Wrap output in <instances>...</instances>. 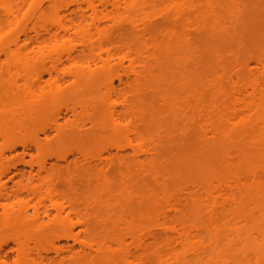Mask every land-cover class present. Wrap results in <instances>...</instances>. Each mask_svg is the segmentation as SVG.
Instances as JSON below:
<instances>
[{
    "label": "bare ground",
    "instance_id": "6f19581e",
    "mask_svg": "<svg viewBox=\"0 0 264 264\" xmlns=\"http://www.w3.org/2000/svg\"><path fill=\"white\" fill-rule=\"evenodd\" d=\"M162 1L173 3L174 10L171 13L174 18H184L186 24L192 22L195 29L199 28L197 26L201 23L195 24L192 20L189 21V16L197 13V9H194L189 0ZM151 4L153 0H0V68L4 75L13 76L22 72L26 78L22 84L14 78L1 79L0 85L5 94L12 102L25 100L29 106L41 103L50 96L59 95L63 92L62 84H59L61 81L56 82L55 86L46 92L43 89V74L40 69L45 68L52 77L65 64L75 67L68 76L72 77L74 82L71 90L80 92L82 83L88 77H96L99 73L110 70L112 66L108 63L110 61L103 62L101 56H98V61L94 60V56L87 58L93 55L95 50L102 52V49H105L96 37L103 39L109 36L114 27H118L122 22L130 24L135 31L141 29L138 33H144L142 27L140 28L144 23L138 24L142 20L136 19L135 14L143 13ZM195 19L199 23V20ZM187 26L186 33L194 29V27L190 28L192 25ZM216 26L217 30L223 31V25ZM186 33L184 36L187 35ZM140 37L144 40L142 44L145 48L140 49L141 51L150 52V49L154 48L168 50L178 47L176 43L171 46L158 40L149 45L145 42L147 41L145 34H141ZM170 37L177 39L173 33ZM182 38L184 40L186 36ZM2 55L9 62L5 67L1 62ZM92 60L96 64L101 60L102 69L91 70L88 63ZM85 63H87L86 71L82 69ZM92 65L95 66L94 63ZM117 65L118 68L122 67L123 62L118 61L113 64L116 67ZM244 67L248 70L247 74L237 73L230 77H252L249 83L240 85L241 81L233 83L230 79L231 84L227 88L212 83L207 90L210 102L199 103L200 134L204 139L219 135L227 139L241 137L247 144L254 146L264 138V56L246 61ZM141 76L144 77L141 72L136 75L138 78ZM119 81L122 83V78H119ZM106 88L115 92L114 81L108 80ZM155 93L159 98L163 97V92ZM185 94L197 97L200 93L187 89ZM131 107L128 97L124 94L115 98L109 97L97 106L88 102L81 103L80 112L75 106H68L66 110L73 116L74 121L68 120L65 124H60L61 112L58 111L54 123L55 131L59 134L65 128L72 126L76 131L83 132L86 124L77 123L76 117L90 115V110L99 108L102 116L110 121L115 133L129 140L128 135L133 132L131 127L133 129L134 121L128 122L129 128H125L123 123L126 118L121 115L120 110L126 113ZM1 117L0 113V120ZM97 121L95 116L91 117L90 124L93 128L97 126ZM51 129L52 127H43L34 134L33 140L18 143L11 142L6 132L1 136L4 147L0 152V214L13 224L26 228L32 233L34 240L25 235L15 240L19 257L26 260L34 255V258L25 261V264H134L136 257L152 250L159 229L165 240L164 245L153 252L158 264H264V202L252 208L247 207L249 216L256 221L255 226L244 231L241 230V225L245 220L229 212L234 205H237L240 193L251 195L262 187L264 174L260 170L255 169L246 174L235 173L230 180L208 181L196 187L184 185L173 195L166 183V175L159 174L156 167L155 170L153 169L154 164L158 163L155 146L158 142L156 138L159 139L160 134L157 133L158 137L155 138L148 137L142 131H135L132 154L118 156L126 170L120 171V186L125 190L120 196L129 199L134 197L136 200L144 197L156 198L161 200L166 208L157 214V230H138L130 233L128 238L131 248H128L127 237L115 238L111 241L106 239L97 241L92 237L96 225L103 229H106L108 223L117 227L122 225L128 227L129 223L124 214L107 210L109 208L107 198L97 197L95 200L91 196L85 197L87 211L82 213L67 199V196L60 197L54 193L53 184L57 171L41 156L36 161L38 169L36 175L31 166L28 177L15 165L10 167L5 162L7 153L10 156L15 155L18 145L24 151L34 147L41 153L46 144L40 135L47 138ZM184 130L185 127H178L176 132L182 133ZM129 142L132 143L130 140ZM55 157L65 162L68 159L64 154H57ZM225 159L226 163H232L230 154H227ZM20 162H24V159L21 158ZM130 165L134 166L133 170L136 172L150 175L159 189L148 188L144 194L130 193L125 180L129 176ZM105 169L106 165H97L95 179L108 184L109 179ZM13 172H15L13 176L18 181L10 187L7 182H2V179ZM71 174V171H66L63 176L69 177ZM108 189L109 197L113 192L111 188ZM112 200L113 204L121 206L117 199ZM94 204L102 206V213L94 212L92 208ZM182 204L191 206L197 219L206 218L205 223L194 222L187 226L177 224L174 218L179 216ZM91 223L96 226L92 225L94 230L91 229ZM50 227L55 229V239L48 242V238L41 239L40 236ZM76 230L78 231L75 233ZM62 240H73L79 249L62 244ZM31 241L33 248L30 246ZM239 247H241V258L236 259L233 255ZM179 249L185 252L184 256L172 261L169 256ZM50 251L55 255L52 262L49 261ZM217 253H220L221 257L215 261ZM24 260H18L14 264H22ZM99 260L104 262L95 263ZM0 264H7V256L3 248H0Z\"/></svg>",
    "mask_w": 264,
    "mask_h": 264
},
{
    "label": "rangeland",
    "instance_id": "374dc122",
    "mask_svg": "<svg viewBox=\"0 0 264 264\" xmlns=\"http://www.w3.org/2000/svg\"><path fill=\"white\" fill-rule=\"evenodd\" d=\"M189 1L195 7L194 9H197L194 16H189V21L192 20L195 24L201 23L202 27L198 25L199 28L195 29L192 22L186 24L184 18H174L171 13L174 10L172 2L153 0V4L148 5L143 13L135 14L136 19L142 20L141 23L137 20L138 24L144 23L140 26L144 33L139 32V34L138 31L141 29L135 31L130 24L122 22L123 25L119 23L120 25L114 27L109 36L103 39L96 37L97 41L105 48L104 50L109 51L95 50L94 54L87 58L94 56V60L98 61V56H101L103 62L110 61L111 63H108L112 66L110 70L107 69L96 77H88L85 82L82 80L84 83H82L80 92L71 90L73 78L68 75L75 67L68 64L61 67L60 71L53 74L52 77L45 68L40 69L43 74V89L49 92L56 82L61 81L59 84H62L63 92L32 106L27 105L25 100L12 102L0 85V113L2 116L0 120V152L4 147L1 139L4 132L8 133L11 142L18 143L33 140L34 134L43 127H52L47 138L40 135L46 144L41 153L34 147L24 151L18 145L15 155L10 156L7 153L5 161L7 165L10 167L15 165L18 170L25 172L26 177H28L32 166L36 175L38 170L36 161L41 156L57 171L53 184L54 193L60 197L67 196V199L78 207V211L82 213L87 211L84 203L85 197L91 196L94 199L100 197L109 200L107 210L121 212L127 217L128 227L124 225L117 227L108 223L106 229H103L91 223V229H95L92 237L97 241L103 239L111 241L115 238L127 237V247L131 248L128 238L130 233L138 230H157V214L166 208L162 201L156 198L144 197L141 200H136L132 197L131 200L128 197L125 199L124 196H120V193L125 192L124 188L120 186L121 172L126 170L118 156L132 154L135 131H142L148 137L160 134L158 135L159 139L155 137L158 140L155 146L158 163H155L154 168L153 166L151 168L154 170L157 168L156 171L159 174L166 175V183L173 195L184 185L196 187L204 185L208 181L230 180L235 173L246 174L258 169L264 174V138L254 146L247 144L241 137L227 139L219 135L204 139L200 134V118L198 117L199 103L208 104L210 102L207 90L212 83L227 88L231 84L230 79L233 80V83L241 81L240 85L247 84L252 79V77L230 76L237 73L247 74L248 70L244 67L246 61L264 56V0ZM195 18L197 21L199 20V23ZM217 24L223 25L222 32L217 30ZM184 25L186 28L187 25H192L190 28L194 27V29L189 30V28L186 33ZM171 33L175 34L176 40L170 37ZM185 33L187 34L186 38L182 40ZM141 34H145V40H147L145 42L149 45L158 40L160 43L164 42L171 46L176 43L175 45L178 47L168 50L154 48L150 49V52L141 51L145 49ZM92 61L88 63L91 70L102 69L101 60L97 63L98 65L93 61L95 66L97 65L96 67L92 65ZM118 61L123 62L120 68L118 65L117 67L113 66ZM1 62L4 67L9 64L3 55ZM82 69L87 70V63L83 65ZM140 72L144 77H136ZM6 78L17 79L20 84L24 83L23 80L26 79L22 72L8 76L4 75L0 68V80ZM119 78H122V83ZM110 79L114 81L115 92L106 88ZM187 89H192L200 94L197 97L185 94ZM157 91L163 92L162 98H159L155 93ZM123 94L128 97L132 106L126 113L120 110L121 115L126 118L123 123L125 128H129L128 122L134 121L133 129L131 127L133 132L128 135L132 143L123 135L115 133L110 121L102 116L99 108L90 110V115L76 117L77 123L86 124L83 132H78L70 126L65 128L62 133H56L54 123L58 111L61 112L59 123L65 124L68 120L74 121L73 116L66 110L68 106H75L80 112L81 103L88 102L97 106L98 103L109 97L115 98ZM92 116L98 120L97 126L94 128L90 124ZM178 127H185V130L182 133H177ZM57 154L67 155V161H59L55 157ZM227 154L231 155V164L226 163ZM21 158L24 159V162H20ZM100 164L106 165L108 184L95 179L97 165ZM133 168L134 166L130 165L129 176L125 179L130 193L144 194L148 188L159 189L150 175L136 172ZM66 171H71L72 174L69 177H64L63 174ZM14 173L3 178L2 182H7L10 187H13V183L18 181L13 176ZM108 188H111L113 192L109 197ZM113 198L117 199L116 201L121 206L113 204ZM260 202H264V178L263 185L258 191L251 195L240 193L237 205L229 210V212L238 215L241 220H245L241 225V230L244 231V229L247 230L255 226L256 220L249 216L247 207L252 208ZM47 205L49 206L48 203ZM92 208L97 214L102 213V206L94 204ZM7 219L0 214V248L4 249L7 264H14L18 260H24L16 252L15 240L23 235L29 239L34 240V238L26 228L15 225ZM174 219L177 224H184L183 226L194 222L204 224L206 221V218L197 219L193 208L186 204H182L179 216ZM159 230H157L159 234L152 245V250L143 256L136 257L134 264H158L153 252L160 249L165 240L163 233ZM54 231V227L44 230V234L40 236L41 239L46 237L48 242L55 239ZM62 241H60L62 244L65 243L74 246L76 250L79 249L73 240ZM30 246L34 247L33 241ZM47 248L51 250L50 247L47 246ZM240 252L241 247L236 250L233 257L241 258ZM48 254L49 261L52 262L55 255L52 251ZM184 254L185 252L179 249L169 258L174 261L175 258L183 257ZM220 257L221 254L217 253L214 260L218 261ZM33 258L32 254L22 262L25 264V261ZM103 262V260H99L95 263Z\"/></svg>",
    "mask_w": 264,
    "mask_h": 264
}]
</instances>
